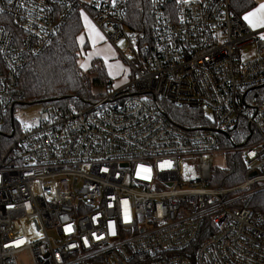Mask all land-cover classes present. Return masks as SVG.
<instances>
[{
    "label": "built area",
    "instance_id": "2783aa9c",
    "mask_svg": "<svg viewBox=\"0 0 264 264\" xmlns=\"http://www.w3.org/2000/svg\"><path fill=\"white\" fill-rule=\"evenodd\" d=\"M0 9V264L26 253L27 264H264V213L252 207L264 188V28L230 0H177L175 17L151 0L152 44L129 31L119 0ZM76 10L112 45L127 40L128 80L21 124L22 69ZM176 109L203 121L182 126ZM230 151L244 154L243 180L211 186Z\"/></svg>",
    "mask_w": 264,
    "mask_h": 264
},
{
    "label": "trees",
    "instance_id": "16d2710c",
    "mask_svg": "<svg viewBox=\"0 0 264 264\" xmlns=\"http://www.w3.org/2000/svg\"><path fill=\"white\" fill-rule=\"evenodd\" d=\"M127 7L126 25L137 33L143 43L152 44L151 0H119ZM177 0H167L170 13L175 17ZM231 7L240 15L257 6L255 0H230ZM83 15L76 10L60 28L50 44L40 54L32 56L20 74L21 97L18 106L35 103L61 108L81 107L93 103L107 94L112 83L105 61L93 57L87 69L81 66L82 50L79 35L84 32ZM85 41L83 50L88 51ZM173 117L182 126H196L202 122L200 111L176 109ZM247 168L241 151L226 153L223 166H217L211 186L232 187L241 183ZM252 207L264 213V188L256 192Z\"/></svg>",
    "mask_w": 264,
    "mask_h": 264
},
{
    "label": "rangeland",
    "instance_id": "374dc122",
    "mask_svg": "<svg viewBox=\"0 0 264 264\" xmlns=\"http://www.w3.org/2000/svg\"><path fill=\"white\" fill-rule=\"evenodd\" d=\"M81 1L88 3L92 0H81ZM255 1L257 2V6L253 8L252 10H249L248 12H246L242 16L243 19L246 15H248V13L255 11L259 7L260 4L264 3V0H255ZM83 21L86 25L88 24L89 21L86 15L83 16ZM245 21L247 24L253 27L249 23L248 20H245ZM258 27L262 28L263 26H257L253 28L257 29ZM86 30H87V26H86ZM86 36L88 35L84 32L79 35V43H80L81 50H82L81 66L83 67V69H87L89 67L91 59L95 54L94 51L83 50ZM112 46L107 44L104 46V50L109 54L111 59H114L111 61V63H109V65H107L108 66L107 70L113 79L112 80V84H114L113 87H116V85H119V82L117 81L119 80V77L125 73V75L122 76L125 78L127 73L129 72V67L127 63L125 62L124 57L123 56L121 57L119 54V51H126L128 43H127V40H120L117 43V47L114 44ZM240 51L242 53V60H249V59H252L254 55L256 54V47L254 44H250V45H247L241 48ZM44 107H45L44 103H35L29 106H17V108L15 109L14 115H15L16 120L21 124H36L41 119ZM206 116L210 117V119L213 118V114L209 110L206 111ZM224 163H225L224 157L220 156V158L217 160V164L220 166H223ZM29 262H30V255L28 253L23 254L21 258L19 259V264H27Z\"/></svg>",
    "mask_w": 264,
    "mask_h": 264
},
{
    "label": "crops",
    "instance_id": "0c3cea01",
    "mask_svg": "<svg viewBox=\"0 0 264 264\" xmlns=\"http://www.w3.org/2000/svg\"><path fill=\"white\" fill-rule=\"evenodd\" d=\"M88 21L89 22L87 25L84 23V26H85L84 33H86L88 35V36H86L85 41H87L89 43V46H90L89 50L94 51L95 54L93 57H101L105 61L106 67L108 68L107 65H109V63H111V61L114 59L110 58L109 54L104 50V46L107 44L110 46H112V45H111V43H109L106 40L103 32L99 28H97V26L92 22V20L90 18H88ZM86 26H87V30H86ZM262 28H264V26ZM257 29H261V28L258 27ZM85 30H86V32H85ZM124 75H125V73L122 76H124ZM127 75H128V73H127ZM127 75L125 78L122 76L119 77V80H117L119 82V84L124 83L125 81L128 80ZM110 77H111V75H110ZM120 78H122V79H120Z\"/></svg>",
    "mask_w": 264,
    "mask_h": 264
},
{
    "label": "snow or ice",
    "instance_id": "6c2138e0",
    "mask_svg": "<svg viewBox=\"0 0 264 264\" xmlns=\"http://www.w3.org/2000/svg\"><path fill=\"white\" fill-rule=\"evenodd\" d=\"M9 3H11V0H9ZM0 11H2V9H0ZM244 19L248 20L253 27L264 26V3L260 4L255 11L248 13ZM262 39H264V37H262Z\"/></svg>",
    "mask_w": 264,
    "mask_h": 264
}]
</instances>
